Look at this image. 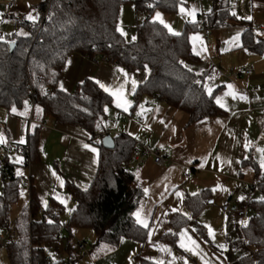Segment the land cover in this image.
Segmentation results:
<instances>
[{
	"label": "crops",
	"instance_id": "obj_1",
	"mask_svg": "<svg viewBox=\"0 0 264 264\" xmlns=\"http://www.w3.org/2000/svg\"><path fill=\"white\" fill-rule=\"evenodd\" d=\"M41 1L32 0V3L35 6ZM16 3L18 5V0ZM220 3L228 13L226 24L219 27L212 26L208 20L215 13L212 0H200L199 5L197 1L189 3V0H185L176 14L157 10L151 20L154 21L155 13L159 12L163 21L179 34L188 24H198V28L199 23L204 21L205 29L210 31V35L206 36L202 29L207 50L201 51L194 42L189 41L192 53L200 58L199 63L189 64V68L195 72L213 73L205 88L211 89L216 103L219 99L217 105L222 109V115L189 124L186 112L172 108L163 101L158 107L154 103L148 105L153 101L149 97L135 102L134 93L149 78V69L147 72L145 69L130 71L108 63H97L78 53L67 56L59 88L63 86V91L72 93L79 83L91 79L99 87L96 81L103 83L111 92L121 91L123 99L129 101L128 111L117 108L116 98L100 87L112 98L110 108L117 114V120L125 125V131L121 133L129 135L136 145L144 144L154 151L167 152L171 162L156 164L148 159L141 172L131 165L145 193L136 211L147 225L145 227L138 223L147 230L144 243L126 238L112 248L98 243L93 230H65L60 238L44 244V252L50 260L71 259L73 264H141L140 258H143L155 264H234L243 256L253 253L244 252L243 248L247 247L240 244L242 229L250 220L242 222L234 212L225 214L221 204L225 200H232L233 209H236L239 204L249 200L256 189L251 202H264V194L258 188L252 190L256 170L250 163L252 161L260 167L262 153L259 150L264 149V50L254 51L244 43V35L250 29L256 42H264V2L221 0ZM181 7L185 9L183 13L180 12ZM193 10L194 13L190 15ZM246 16L252 19H244ZM212 30L218 33L209 45ZM125 40L135 41L127 34ZM118 69H122L123 73ZM247 71L251 73L247 74ZM132 80L137 82L135 90ZM229 84L232 89L228 88ZM232 92L236 93L235 97ZM241 95L245 99H240ZM108 109L107 115L111 113ZM122 114L132 120L123 119ZM36 115L35 118L31 113L17 116L0 110V135L3 136L0 146L6 148L11 144L14 149L25 146L31 128L40 121L37 156L24 165V157L17 154L16 157L21 159L18 162L16 158L13 175L17 176L19 170L20 175L29 177L31 181L32 191L21 190L25 192L23 201L29 199L30 203L33 192L41 211L53 205L64 209L62 223L67 224L75 208L67 183L83 191L90 188L98 171L100 148L83 129L54 125L51 118L46 117L42 121L41 116ZM112 126L106 121L108 131ZM21 138L23 144L19 142ZM84 145L96 151L92 152ZM261 171L264 173V169ZM3 187L0 170V193ZM177 192L180 196L176 195ZM211 198L215 200V206L206 205V200ZM174 208L177 211L174 212ZM174 214L183 216L187 223L174 227L171 222ZM247 215L250 219L254 215L251 206ZM205 225L213 230L211 237ZM181 230L185 233L183 239ZM191 241H195V247ZM80 243L85 244L84 250L79 248ZM182 243L185 247L180 246ZM221 244L226 247L221 249ZM237 250L241 253L236 256Z\"/></svg>",
	"mask_w": 264,
	"mask_h": 264
},
{
	"label": "trees",
	"instance_id": "obj_2",
	"mask_svg": "<svg viewBox=\"0 0 264 264\" xmlns=\"http://www.w3.org/2000/svg\"><path fill=\"white\" fill-rule=\"evenodd\" d=\"M184 1L43 0L37 3L39 20L22 22L28 35L0 34L4 38L0 41V110L17 116L31 113L34 118L37 113L42 121L48 117L54 125L81 128L92 138L96 132L108 133L105 108L112 104L110 95L91 79L79 83L72 93L59 88L67 56L78 53L97 63L130 71L143 70L147 66L150 75L136 89V103L145 97H157L170 107L186 112L189 124L222 115L214 95L205 91V84L213 73L189 71V64L200 62L192 53L188 38L198 24H188L183 33L173 35L162 24L151 20L157 10L176 14ZM212 1L215 13L208 20L214 27L223 26L228 11H224L221 0ZM126 2L133 3L137 13L145 18L138 25L137 39L133 42H126L116 31L120 8ZM9 41L15 43L13 52ZM244 43L254 51L264 50V42H256L251 29L245 33ZM13 107L15 112L11 110ZM38 122L31 128L28 143L17 146L23 149L24 165L33 161L38 153L41 125ZM113 138V150L104 148L101 140L96 142L100 148L99 166L88 190L67 183L75 201L67 224L62 223L65 210L57 205L42 210L40 215L41 209L32 192L29 205L11 226V212L22 188L13 175L16 164L4 158L7 168L1 171L4 187L0 193V227L8 231V238L2 245L9 264H73L71 259L54 262L43 249L44 244L60 238L65 230H93L98 243L112 248L126 238L145 242L147 230L133 215L145 198L129 165L136 143L125 133ZM250 163L256 170L252 190L258 188L264 194V173L256 163ZM4 176L8 177L7 181ZM250 206L254 215L242 229L240 244L253 253L234 264H264V202L252 201ZM49 220L53 223L49 224ZM171 222L178 228L187 220L174 214ZM140 263L155 264L143 258Z\"/></svg>",
	"mask_w": 264,
	"mask_h": 264
},
{
	"label": "rangeland",
	"instance_id": "obj_3",
	"mask_svg": "<svg viewBox=\"0 0 264 264\" xmlns=\"http://www.w3.org/2000/svg\"><path fill=\"white\" fill-rule=\"evenodd\" d=\"M11 1L17 2V0H0V34H2L3 36H13V35H16V33L20 31L27 33L26 28L22 25V22L26 20L25 16L29 12H32L34 16L38 17L36 22L39 20V13L36 10L35 6L33 5L32 0H18V6L13 11L7 12V6ZM194 1H197V4L199 5L200 0H189V3H194ZM143 20H144V17L136 13V10L132 3L127 2V3L122 4L120 8V13H119L118 24L121 30L125 33V35L123 36L125 39H126V34L127 36L136 37L138 25L141 24ZM194 20H197V19L194 18ZM202 27H203V24L201 22L199 23L197 30H193L189 33L188 38H189V41L194 42V44L201 51L203 50L206 51L207 45L202 36ZM216 33H218L216 30H212V33H211L212 36H211L209 45L211 44V40L216 35ZM92 60L95 61V59H92ZM110 106H108L107 108H109L108 111L111 113L108 115L106 114V116H107V122L109 124L112 123L113 126L108 132L111 134L112 137H115L117 134L125 131V128H124L125 125L124 123L117 120V114L113 112V109H111ZM12 153H13V159H11L10 161L13 163H16L15 160L17 158L16 157L17 154L15 152H12ZM21 193H23V195L21 194L19 195L18 201L13 206V209L11 212V217H10L11 226H14L16 221L21 216L22 212L27 207V203H29V199H26L25 201H23L25 192L22 191ZM0 237L3 239L4 243L8 238V231L2 227H0ZM88 244L90 245V243ZM238 250H237L236 256L237 254L241 253ZM243 250L244 252L247 251L248 253L252 251L251 249H247V248L245 249L243 248ZM0 262L1 264H9L4 245H1L0 247Z\"/></svg>",
	"mask_w": 264,
	"mask_h": 264
},
{
	"label": "built area",
	"instance_id": "obj_4",
	"mask_svg": "<svg viewBox=\"0 0 264 264\" xmlns=\"http://www.w3.org/2000/svg\"><path fill=\"white\" fill-rule=\"evenodd\" d=\"M17 6L18 5H17L16 1H11L7 6V12L12 11ZM202 24H203L202 29L204 30L205 35L209 36L210 31L208 29H205L203 20H202ZM263 31H264V28H263ZM250 73H251V71H247V74H250ZM152 100L153 101L149 102L148 105H150L151 103H154L156 105V107L160 106V100H158L157 97H153ZM32 104H34V102ZM122 118L127 119L128 121L132 120V119L128 118V115H126V114H122ZM108 133L96 132L92 138V141L99 142ZM12 152H15L16 154L24 157L23 149L21 147L20 148L17 147L16 149H14L11 146V144H9V146L6 148L0 147V170L1 171H5L7 168L6 161L4 160V158L6 157L8 160L13 159V153ZM148 159H152L153 162L156 164L171 162V157L167 152H165V151H159V152L154 151L153 149H151L147 145L138 144V145H136V147L133 151V154H132L130 161H129V165L130 166L135 165L136 171L141 172L144 168V163ZM14 179L19 183V185L22 189L31 190L32 184H31L29 177H27L25 175H17V176H14ZM4 180L7 181L8 177L4 176ZM256 192H257V189L252 191V193L250 194L249 200H246L245 202L239 204L236 209H233L232 200L223 201V203L221 204L222 211L225 214H228L230 212H234L235 215H237V217H239L242 222H248L250 220V218L247 215V211H248V208L250 206V202L253 199ZM205 203L208 206H215L216 205L215 200L213 198L206 200ZM41 214H42V211L40 212V215ZM2 244H3V239L0 237V246ZM79 248L81 250H84L85 244L80 243Z\"/></svg>",
	"mask_w": 264,
	"mask_h": 264
},
{
	"label": "snow or ice",
	"instance_id": "obj_5",
	"mask_svg": "<svg viewBox=\"0 0 264 264\" xmlns=\"http://www.w3.org/2000/svg\"><path fill=\"white\" fill-rule=\"evenodd\" d=\"M254 6H255V5H254ZM149 7H151V5H149ZM184 11H185V9H184L183 7H181V8H180V12L183 13ZM193 13H194V10H193L192 13H189V14L192 15ZM232 14H233V15H236L235 12H233ZM25 19L28 20V21H31V22L35 23L36 20L38 19V17L34 16V15L32 14V12H29V13L25 16ZM244 19L251 20L252 17H251V16H246V17H244ZM153 20H154V21H159V23H161V24L163 25L164 28L168 29V31H169L171 34H173V35H179V33L174 32V31L171 29V27L163 21V19L161 18V14H160L159 12L155 13V15H154V17H153ZM116 31L119 32L121 36H124V35H125V33L121 30V28H120L119 25H117V27H116ZM16 35H17V36H21V35L26 36V35H28V34L25 33V32H23V31H20V32H17ZM132 39L135 40L136 37H132ZM233 39H236V38L234 37ZM3 40H4V38H3V37H0V41H3ZM8 43L11 44V43H14V42H13V41H9ZM118 71H120L121 73H123V70H122V69H118ZM145 71L147 72V66H145ZM189 71H191V69H189ZM124 75H126V73H125ZM96 82L100 85L101 88L104 89V91L109 92L111 95H113V96L116 98V107H117V108H123L124 111H128L129 101L123 99V94H122L121 91L111 92L110 89L107 88L103 83H100L99 81H96ZM196 83H199V81H196ZM136 84H137V82H136L135 80H132V87H133V90H135ZM228 88H229V89H232V85L229 84V85H228ZM61 90H62V91L64 90V89H63V86H61ZM205 91L208 92L209 94H211V89H209V88L206 87V88H205ZM232 95H233V97H235V96H236V93H235V92H232ZM240 99H245V97L241 95V96H240ZM217 103H219V99H217ZM11 110H12L13 112L16 111L15 107H13ZM37 111H39V108H37ZM105 111H107V108H105ZM138 114H139V113H138ZM161 123H163V121H161ZM173 131H174V129H173ZM130 135H131V133H130ZM19 142H20L21 144H23V143H24L23 138H21V140H20ZM0 143H3V136H2V135H0ZM84 147H85V148H90L89 145H84ZM90 151L95 152L96 149H95V148H90ZM259 151H261V153H262V156H261V159H260V167H261V169H264V149H260ZM20 159H21V158L18 157V158H17V161L19 162ZM17 175H20L19 170H17ZM53 175H55V173H53ZM145 192H147V189H145ZM21 195H23V193H21ZM176 195H177V196H180V193L177 192ZM240 199H244V197H240ZM60 202H61L62 204L64 203L63 200H61ZM173 211L175 212V211H177V209L174 208ZM133 215H135V216L137 217V223L142 224L143 226L147 227V225L145 224V222L139 218V212L134 213ZM182 215H187V214L182 213ZM189 219H191V217H189ZM48 223L51 224V223H53V221H52V220H49ZM205 227L208 228V235L211 237V236H212V231H213V230H212L210 227H208V225H205ZM149 235H151V233H149ZM180 236H181V239L184 238L185 233H184L183 230H181V232H180ZM191 243L193 244L194 247L196 246V245H195V241H191ZM180 246H181V247H185V245H184L183 243H182ZM219 247H220L221 249H224L226 246L223 245V244H221V245H219ZM186 250H190V249H186ZM194 254H195V253H194Z\"/></svg>",
	"mask_w": 264,
	"mask_h": 264
},
{
	"label": "water",
	"instance_id": "obj_6",
	"mask_svg": "<svg viewBox=\"0 0 264 264\" xmlns=\"http://www.w3.org/2000/svg\"><path fill=\"white\" fill-rule=\"evenodd\" d=\"M14 48H15V43H11L10 44V51L13 52ZM101 142H102L103 147L106 149L113 150L115 148V141H114V138L111 136L110 133L106 134L102 138Z\"/></svg>",
	"mask_w": 264,
	"mask_h": 264
}]
</instances>
